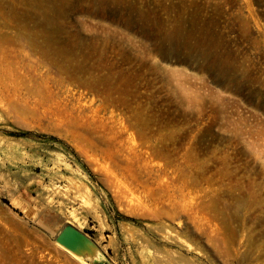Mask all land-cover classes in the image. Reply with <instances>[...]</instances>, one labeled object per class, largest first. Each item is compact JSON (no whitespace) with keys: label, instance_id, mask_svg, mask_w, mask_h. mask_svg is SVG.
<instances>
[{"label":"rangeland","instance_id":"obj_1","mask_svg":"<svg viewBox=\"0 0 264 264\" xmlns=\"http://www.w3.org/2000/svg\"><path fill=\"white\" fill-rule=\"evenodd\" d=\"M0 264H264V0H0Z\"/></svg>","mask_w":264,"mask_h":264},{"label":"water","instance_id":"obj_2","mask_svg":"<svg viewBox=\"0 0 264 264\" xmlns=\"http://www.w3.org/2000/svg\"><path fill=\"white\" fill-rule=\"evenodd\" d=\"M54 241L71 251L78 250L84 247L88 248L89 246H93L95 249V245L93 244V242L84 233H82L70 224H65L61 228V230L57 233L56 237L54 238ZM84 256L85 258L87 257L86 254H84Z\"/></svg>","mask_w":264,"mask_h":264},{"label":"bare ground","instance_id":"obj_3","mask_svg":"<svg viewBox=\"0 0 264 264\" xmlns=\"http://www.w3.org/2000/svg\"><path fill=\"white\" fill-rule=\"evenodd\" d=\"M94 251H95V249H94L93 246H89L88 248L87 247L80 248V249L74 250V251L69 250V252L71 253V255L75 259H78V260H81V261H82V256H84L85 253L90 254L92 257L95 256L94 255Z\"/></svg>","mask_w":264,"mask_h":264}]
</instances>
